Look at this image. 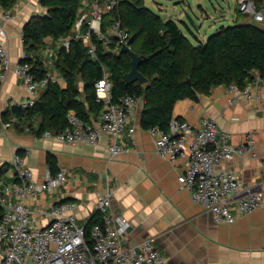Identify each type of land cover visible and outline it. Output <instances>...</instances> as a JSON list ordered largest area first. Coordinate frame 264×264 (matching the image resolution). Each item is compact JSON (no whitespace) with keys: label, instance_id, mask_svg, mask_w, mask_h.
Returning <instances> with one entry per match:
<instances>
[{"label":"built area","instance_id":"built-area-1","mask_svg":"<svg viewBox=\"0 0 264 264\" xmlns=\"http://www.w3.org/2000/svg\"><path fill=\"white\" fill-rule=\"evenodd\" d=\"M118 1L83 0L79 8L72 30L79 33L82 32L80 27L85 26L81 37L93 59H96L97 46L92 41V34L105 45L113 42L120 47L128 45L130 34L120 20H114L107 33L101 31L102 13L110 12ZM235 2L242 14L251 16L254 22L264 23V1L259 4L255 0ZM0 15L4 20L14 17L9 9L1 5ZM6 40V34H1L0 83L6 80L12 66ZM51 40V37L45 38L46 42ZM63 40L67 47L69 38ZM22 56L24 58L25 52ZM33 66L21 61L16 66L31 96L23 102H13L22 108L34 104L35 96L48 81L58 82L56 74L50 72L44 78L35 79L29 71ZM257 78L264 83V76L258 74ZM110 80V73L103 68L102 75L93 86L96 101L102 107L89 117V121L70 110L62 129L57 132L44 130L41 135L70 144L92 146L105 136L110 157L128 151L129 144L121 139L125 133L134 132L133 107L141 98L124 94L113 99ZM226 87L230 103L245 98L257 101L264 108L261 93L252 87V81L242 88L233 83ZM16 122L20 121L14 116L1 122L0 133ZM24 129L35 132L37 124L33 122ZM148 131L154 138L155 153L161 159L170 162L187 159L186 168L177 176L179 188L185 190L193 202L210 212L216 222L233 223L237 214H249L264 206V189L251 191L234 169L230 166L221 168L224 161L253 153L256 144L254 131L247 132L239 145L232 144L231 134L219 129L215 120L209 117H202L197 123L172 117L167 130L153 127ZM67 173L63 168L55 173L46 170L37 181L24 163V158L17 153L12 156L0 177V264H166L165 256L153 239L145 238L134 245L125 242L131 221L123 213L111 210L114 189L110 183L96 201L100 221L90 226L88 238L83 225L78 222L74 202L60 200L39 210L30 208L31 198L63 185Z\"/></svg>","mask_w":264,"mask_h":264},{"label":"crops","instance_id":"crops-1","mask_svg":"<svg viewBox=\"0 0 264 264\" xmlns=\"http://www.w3.org/2000/svg\"><path fill=\"white\" fill-rule=\"evenodd\" d=\"M31 1L17 0L11 8L15 13L11 20L0 15V35L6 34L12 59V71L0 83V114L29 95L14 68L24 50L22 26L30 10L42 7L38 1ZM194 32V42L208 36ZM257 75L254 72L252 87L264 102V83ZM229 98L227 87L218 85L199 94L197 100L176 101L172 116L192 123L202 117L212 118L219 129L231 134L234 145L243 143L245 134L254 131L253 153L224 161L221 168L230 166L251 191H260L264 189V108L255 100L242 98L229 103ZM143 104L141 99L133 107L134 132L125 133L121 139L130 146L124 153L110 157L105 136L95 146L70 144L26 131L21 123L0 133V164H8L14 154L20 153L38 181L49 170L47 157L51 155L58 169L68 171L67 180L31 198L30 208L39 210L63 199L72 201L82 225L110 183L114 189L111 210L131 221L125 242L134 245L145 238L153 239L166 264H264V206L249 214H237L233 223L216 222L210 212L179 188L177 176L186 168L187 159L170 162L156 155L153 136L140 126ZM34 121L38 124L39 120Z\"/></svg>","mask_w":264,"mask_h":264},{"label":"trees","instance_id":"trees-1","mask_svg":"<svg viewBox=\"0 0 264 264\" xmlns=\"http://www.w3.org/2000/svg\"><path fill=\"white\" fill-rule=\"evenodd\" d=\"M16 1L0 0V5L11 9ZM262 1L255 0L257 4ZM82 2L40 0L46 13L33 14L24 23L25 56L21 62L34 65L35 79L48 76L42 59L35 54L38 46L46 37L69 38V45L63 44L53 56L65 84L48 81L33 105L22 108L17 103L12 104L0 114V124L10 116L20 121L10 127L23 123L24 128L39 120L35 132L41 135L44 130L57 132L62 129L70 110L89 121V117L102 107L96 101L93 86L103 68L110 72L113 99L132 94L143 100L140 126L145 130L153 127L167 130L174 104L180 99L197 100L199 94H206L218 85L233 83L242 88L254 79V72L264 76V32L251 16H245L238 9L235 8L232 23L219 25L204 41L190 42L174 19L163 20L150 11L143 0H119L114 9L102 13L101 31L107 33L116 19L128 30V46L141 57L138 70L146 82L127 83L123 75L131 69L128 53H120L119 45L114 42L105 45L92 34V41L97 46L96 59H93L81 37L85 26L80 27L82 32L79 33L72 30ZM76 76L81 78L82 91ZM47 159L50 172H57L54 158L48 155ZM6 168L7 163L0 164V177ZM99 221V212L95 209L84 226L86 238L90 226Z\"/></svg>","mask_w":264,"mask_h":264},{"label":"rangeland","instance_id":"rangeland-1","mask_svg":"<svg viewBox=\"0 0 264 264\" xmlns=\"http://www.w3.org/2000/svg\"><path fill=\"white\" fill-rule=\"evenodd\" d=\"M37 1L40 3V0H32L31 2ZM143 4L150 11L158 14L163 20L168 18L174 19L178 23L181 31L187 36L190 42H194L195 37L193 35H195V30L202 37L203 35L207 36L221 24L226 25L232 23V16H234L235 14V8L237 9L235 0H143ZM10 11L12 12L13 10L10 9ZM30 11L31 14L29 15V17L33 14L35 15L46 13L45 8L41 7L40 9H38V5L36 8ZM12 15L15 16V13L12 12ZM244 15L247 16V14ZM62 45L63 38L52 39L51 41L47 42L43 41L35 51V54H38L42 59L41 61L43 62L44 68H46L48 72L56 74L60 85H64L65 80L56 67L53 56L58 53V50ZM22 49H25L23 43ZM23 52L25 51L23 50ZM22 59L23 56L21 55L18 59L17 64L20 62L19 60ZM16 66L14 68V73L23 83V80L20 78L21 74L17 72ZM11 71L12 66L9 70V73ZM29 71L31 74L33 73L32 68ZM75 80L77 82V85L80 83L79 86L81 87V78L79 76H76ZM30 97L31 96L28 95L26 99H30ZM38 97L39 95L35 96V99Z\"/></svg>","mask_w":264,"mask_h":264},{"label":"water","instance_id":"water-1","mask_svg":"<svg viewBox=\"0 0 264 264\" xmlns=\"http://www.w3.org/2000/svg\"><path fill=\"white\" fill-rule=\"evenodd\" d=\"M255 25L257 27H259L264 32V23L263 22H255ZM119 52L120 53H128L130 58H131V69L123 75L124 80L127 83H133V82L145 83L146 78L138 70V66H139L141 57L138 54H136L134 51H132L128 45H122L119 49ZM19 61H21V60H19ZM64 200L65 199H63L61 201H64ZM84 226H85V223H84L83 227Z\"/></svg>","mask_w":264,"mask_h":264}]
</instances>
